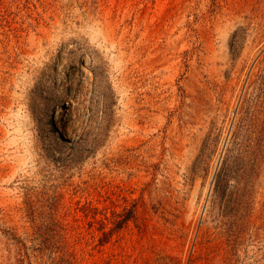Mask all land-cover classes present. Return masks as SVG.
<instances>
[{
  "label": "rangeland",
  "instance_id": "rangeland-1",
  "mask_svg": "<svg viewBox=\"0 0 264 264\" xmlns=\"http://www.w3.org/2000/svg\"><path fill=\"white\" fill-rule=\"evenodd\" d=\"M0 264H264V0H0Z\"/></svg>",
  "mask_w": 264,
  "mask_h": 264
},
{
  "label": "bare ground",
  "instance_id": "bare-ground-1",
  "mask_svg": "<svg viewBox=\"0 0 264 264\" xmlns=\"http://www.w3.org/2000/svg\"><path fill=\"white\" fill-rule=\"evenodd\" d=\"M55 121H56L57 124H59V125L61 126V122H60V120H59L58 114H56V116H55ZM61 128H62V126H61ZM61 130H62V129H61ZM61 132H63V131H61ZM203 142H204V141H203ZM199 145H200V147H201L202 143L199 144ZM198 165H199V157L196 156V157L194 158V160L192 161V163H190V165H189L188 167H191V168H197Z\"/></svg>",
  "mask_w": 264,
  "mask_h": 264
}]
</instances>
